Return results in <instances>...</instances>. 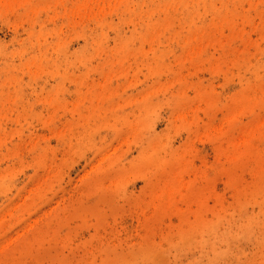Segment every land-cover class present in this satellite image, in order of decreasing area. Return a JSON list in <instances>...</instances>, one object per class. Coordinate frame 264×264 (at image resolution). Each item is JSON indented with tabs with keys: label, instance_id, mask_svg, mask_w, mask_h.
<instances>
[{
	"label": "rangeland",
	"instance_id": "374dc122",
	"mask_svg": "<svg viewBox=\"0 0 264 264\" xmlns=\"http://www.w3.org/2000/svg\"><path fill=\"white\" fill-rule=\"evenodd\" d=\"M0 264H264V0H0Z\"/></svg>",
	"mask_w": 264,
	"mask_h": 264
}]
</instances>
